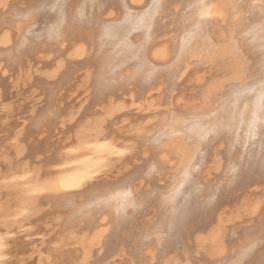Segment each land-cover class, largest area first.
<instances>
[{
    "label": "bare ground",
    "instance_id": "6f19581e",
    "mask_svg": "<svg viewBox=\"0 0 264 264\" xmlns=\"http://www.w3.org/2000/svg\"><path fill=\"white\" fill-rule=\"evenodd\" d=\"M18 1L0 0V78L46 59L31 123L65 136L5 132L0 264L46 215L53 235L23 241L20 264H113L125 247L128 264H264V0ZM81 72L91 107L65 111Z\"/></svg>",
    "mask_w": 264,
    "mask_h": 264
},
{
    "label": "rangeland",
    "instance_id": "374dc122",
    "mask_svg": "<svg viewBox=\"0 0 264 264\" xmlns=\"http://www.w3.org/2000/svg\"><path fill=\"white\" fill-rule=\"evenodd\" d=\"M26 1H28V0H19L18 3L20 5H22L21 7H23V6H25L24 4L26 3ZM19 4H17V5H19ZM34 58L30 62V65L32 66L31 70H35V71H32V74H31V76L29 78H25V77L18 76V74L14 72L15 70H13L12 73H11V71H10V73H7V74H9V76L7 75V77H6V75H5L6 78L4 76L0 78V83L1 84L3 83L2 79H4V84H2V87H3L2 90L4 92V95H5L4 98L6 100L5 101L6 102L5 109L2 110V112H1V115L2 116H0V170L4 169L5 166H6V164H13L15 162L16 163L18 162L17 161L18 158H17V156L15 154V151L13 150V148L10 145H8L7 140H6V137H5V140L3 139L4 135L6 136V134H7V136H8V134L10 133V131L11 132L13 131L12 129H13L14 125L21 124V122L22 123L24 122L23 123L25 125L24 126V129L27 128V125L29 127V128H27L28 129L27 132H29V131L31 132L32 130H35L36 131V132H34V131L31 132V134L33 136L29 134L31 137H29V140L27 142L28 143H31V144H34V145L31 146V144H30L27 147H31V148L33 146H35V145H37V146H43L44 145V147L46 146L45 148H47L48 145H46V144H49L50 142H52V144L51 145L49 144V147L50 146L52 147V146H54L53 145L54 142L55 143L58 142L60 138H63L65 136L64 133L62 135L55 134L54 137L51 136L48 139V137H47L48 135L47 134H49V132L47 134L45 133V135H42V136L41 135H38L37 137L39 139H40V136L41 137H44L45 136L44 139L43 138L41 139L42 140V143H41V140H38V138H35V135H37L38 132H37V129L34 127L35 122L32 121V120H34L33 118L37 117L38 116V113L42 109H44V107H46V104H47V100L48 99L46 98L45 86L44 87L42 86V85H44L42 81H45V80L40 78V77H42L40 74L43 73L45 71L46 67H47V65H46V59H42L41 60V59H38L37 58V60H36V58L35 59ZM82 74L83 73L81 72L78 80L76 82H74V84L72 83L73 85L71 87H69L67 89V91H64L63 94H65V95H62L60 97V98H62L61 106H62V108L65 111L66 110H68V111H71V110L72 111H76V110L79 109V107H81L84 103L86 104L87 102H89V103H87L86 106H85V110H86L85 112H87L89 110V107H91V104H90L91 102H90L89 98L92 95H90L88 97V93H87V91L85 89L86 86H84V87L83 86H80V82L83 80V75ZM40 79L42 80L41 82H40ZM38 80H39L40 83H38ZM41 83H42V85H40ZM70 85H71V83H70ZM63 86L67 87V86H69V84L68 83L67 84H63ZM182 87L184 88V86H182ZM189 91L190 90H188L187 93H189ZM152 93L154 94L155 92H152ZM153 97L155 98L156 95H154ZM86 99L89 100V101H86ZM35 115H37V116H35ZM131 115H132V117H136L135 114H131ZM131 115H129V116H131ZM132 117H130V118L132 119ZM133 119H135V118H133ZM6 122L7 123L9 122V125H7ZM31 122L34 123V124H32ZM11 123H12V125H11ZM13 123H14V125H13ZM10 125L12 127V128L10 127L11 130H9L10 128L8 127ZM3 127H5V128H3ZM49 130H50V128H49ZM5 132H9V133H5ZM32 137L34 139H36L37 141L36 140H33ZM52 139H53V141L55 139V141L53 142ZM49 147L47 149H49ZM141 149H143V148H141ZM48 154H49V152H47L46 154H43V155L44 156H46V155L48 156ZM44 156H42V157H44ZM137 157H139V160H138ZM137 157H134L137 160H134V158L128 159V160H131V161L133 160L131 162V164H130V162H128V160H126L127 163H129V165H128V168L129 169L134 168L136 165H138V164H140L141 162L144 161V160H140L143 157L141 154H139ZM43 159L44 158H42V160ZM35 160H34V162H37V160L36 161ZM38 161H40V160H38ZM126 161H125V163H126ZM117 170H119L118 167L115 168V169H113V170H111L112 172L110 173V175H108V177H105V179H108V178L109 179H113L114 177L118 176L119 174H117ZM136 183L138 184V187H139L140 190L147 189L148 184L146 182H144V181L140 182L139 181V183H138V181H137ZM141 212L142 213L139 214V215H137V216L139 217V219H138L139 223L141 222L142 225L143 224L145 225L147 221L150 222L149 220H151L152 218L153 219L155 218V217H153L154 214H153V211H152V207H149V208L145 207ZM36 218H39V216L38 217L37 216H34L31 219V220L34 219V221H32L34 223H33V227L30 229V232H33V233L36 232V233H40V234L27 235V237H25L24 239H22L23 241L28 242V243H31L32 241H33L32 243H34V241H35V243H39L42 235L45 236L44 239H46V238L50 237L51 235H53V232L54 231H50V229L53 226L52 225V221H51V217H49V215L48 216L46 215L44 218L43 217L42 218L40 217L38 220ZM128 229H129V227L127 229H125L124 232L120 236L125 237L129 233ZM120 236H118L117 239H119ZM19 240L20 239H16V240H14L15 242L13 241V243L15 244V246H14V244L13 245L11 244L12 247L10 248V252H11V249H12V252H11V257H9V261H8L9 264H16V263L17 264H20V263H23V262L19 261V259H17V258H26L27 257L28 250L30 248L24 247L25 244L23 245V243H25V242H23V241H20L19 242ZM190 241H192V239H190ZM17 242L20 244V246H18L19 244ZM40 247H43V244H41ZM21 248H23L22 249L23 251H20V252L23 255L22 254L21 255L18 254V253H20L19 250ZM125 248H126V254L127 255L124 256L125 257V258H123L124 260L123 259L120 260L119 258L118 259L117 258H114L110 262H113V264H121V263H123V264H126L127 263L128 264V261H126V260L129 258V256L131 254H130L129 248H127V247H125ZM25 249H27V250H25ZM15 250H16V252H15ZM24 250H25V252H24ZM176 251L179 252L180 250L179 249H176ZM20 256H22V257H20ZM34 257L35 256H33V258L30 259V262H32V261L35 260ZM116 259H117V261H116ZM28 260L29 259L25 260V263L26 262H29ZM122 260L124 262H122Z\"/></svg>",
    "mask_w": 264,
    "mask_h": 264
}]
</instances>
